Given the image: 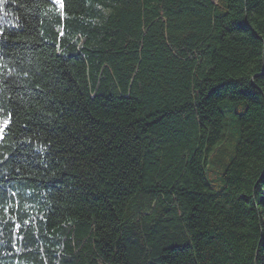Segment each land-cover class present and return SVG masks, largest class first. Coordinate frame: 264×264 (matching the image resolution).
<instances>
[{"label": "trees", "instance_id": "trees-1", "mask_svg": "<svg viewBox=\"0 0 264 264\" xmlns=\"http://www.w3.org/2000/svg\"><path fill=\"white\" fill-rule=\"evenodd\" d=\"M0 264H264V0H0Z\"/></svg>", "mask_w": 264, "mask_h": 264}]
</instances>
